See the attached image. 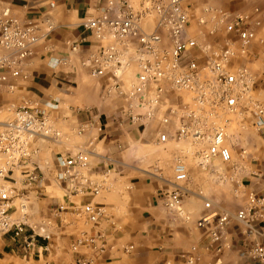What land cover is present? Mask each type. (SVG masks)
<instances>
[{"label":"built area","instance_id":"1","mask_svg":"<svg viewBox=\"0 0 264 264\" xmlns=\"http://www.w3.org/2000/svg\"><path fill=\"white\" fill-rule=\"evenodd\" d=\"M103 9L99 17L85 24L95 39L96 49L80 51L77 44L71 46L80 67L66 73L70 77L67 82L72 85V75L86 71L101 84L102 101L113 104L116 114L138 127L143 138L165 149L169 144L177 146L173 156V188L163 192L162 201L169 213L185 218L188 189L182 184L190 180L189 168L194 165L201 171H212L217 162L234 165L233 145H229L226 132L230 121L224 119L225 115L253 110V116L258 118L257 127L264 130V104L252 96L257 79L247 66L239 64L241 58L249 55L254 33L245 18L238 17L227 25V34L233 38L220 42L214 32L194 34L191 24L196 19L185 0H105ZM197 21L200 27L206 24L204 18ZM47 34L42 33L40 24L14 19L11 9L0 4V94L10 96L19 91L17 83L28 76L30 60ZM70 63L71 55L51 62L54 69ZM55 108L57 105H43L26 97L0 106V116H5L0 119V242L11 234L15 240L23 239L26 251H35V239L27 235L24 223L13 219L18 210L14 202L25 200L26 192L41 183L42 174L32 160L39 152L38 141H57L60 136L50 125V111ZM183 142L190 145L180 148ZM89 163L84 153L58 158V164L66 170L64 178L68 177L73 190L85 196L99 195L105 190L104 185L79 171ZM27 165L32 169L21 174L23 187L19 189L14 173ZM215 172L218 181L226 180L227 175ZM251 199L254 205L237 213L206 199L198 228L213 244L220 245L234 221L251 232L258 219L262 225L256 230L257 236L264 238V214L260 213L264 209V194ZM21 207L25 205L22 203ZM67 210V206L61 205L54 214L60 216ZM81 210L93 225L104 215L103 209L93 204L84 205ZM34 234L37 235L35 231ZM38 236L50 239V235ZM184 257L194 263V256ZM249 258L264 264V242L254 244ZM77 264L90 262L84 259Z\"/></svg>","mask_w":264,"mask_h":264},{"label":"crops","instance_id":"2","mask_svg":"<svg viewBox=\"0 0 264 264\" xmlns=\"http://www.w3.org/2000/svg\"><path fill=\"white\" fill-rule=\"evenodd\" d=\"M0 4L8 6L12 17L19 22L40 24L42 33L48 32L30 60L28 76L17 84L23 97L38 99L43 105H57L50 111L51 118L57 124L64 121L63 124L72 131L63 136L68 145L54 143L55 147L60 148L57 151L52 144V156L47 166L39 157L40 150L33 157L32 163L39 167V174H42L41 183L33 188L37 195L49 198L47 185L56 184L63 197L52 196L50 199L56 209L61 205L67 206L68 210L62 217L68 219L69 224L62 222V227L67 226L73 232L81 230L77 213L80 208L93 204L103 209L104 215L97 227L94 226L89 232L83 231V235L89 238L86 240L85 259L90 264H190L188 258L184 257L190 254L194 256L193 264H260L249 258L254 244L264 242L256 231L262 225L260 220L253 222L255 230L251 232L244 224L234 221L223 243L213 244L197 226L204 213V205L196 223L188 226L184 218L164 208L162 195L165 190L173 188L172 180L144 174L138 165H131L125 160L126 155L134 150L139 151L144 145L159 147L155 141L143 138L139 128L116 114V107L113 109L110 102L99 99L95 106H87V102L91 101L85 100L82 107L75 105L72 99L66 101L65 97L72 95L66 94L71 86L67 82L70 77L64 73L72 72L73 67H80L79 57L71 52V46L77 44L80 51L96 49L95 39L85 24L103 13L105 0H0ZM260 51L263 53L262 49ZM257 52L253 46L250 55L241 58V64L249 66L254 58H263ZM68 55H71L72 63L61 67L60 71L52 67L54 58ZM64 102L68 106L65 107ZM260 102L264 104V100ZM253 118L252 123L257 127L258 118ZM258 131L263 144L252 155V161L241 177L245 199L238 209L221 206L227 211L237 213L254 205L252 196L264 194V130L258 128ZM73 142L76 143L72 145ZM79 153L86 154L90 159L89 165L79 171L105 187L103 191L108 195L101 202L96 201L99 195L85 196L76 192L70 187L68 177L64 178L66 170L58 164L59 156L71 157ZM129 171L135 173V177H130L127 174ZM187 202L189 199L185 196L184 206ZM260 213L264 214V209ZM48 245L42 239L36 241L39 263L74 264L70 259L68 262L63 259L51 260L52 252ZM194 248L196 252H193ZM218 248H221L220 252Z\"/></svg>","mask_w":264,"mask_h":264},{"label":"rangeland","instance_id":"3","mask_svg":"<svg viewBox=\"0 0 264 264\" xmlns=\"http://www.w3.org/2000/svg\"><path fill=\"white\" fill-rule=\"evenodd\" d=\"M185 5L188 6L189 12L193 16L195 21L192 22V32L197 34L199 32L211 33L214 32L218 41L222 42L226 38H233V35L227 34V25L238 17L245 18L247 27L254 33V37L251 39L249 55L252 47H255V51L263 56V58H254V61L247 66L255 75L257 84L254 88L252 96L257 101L264 100V0H185ZM204 18L206 24L199 26L197 19ZM263 50V53L260 51ZM248 55V56H249ZM242 61V62H241ZM243 63V59H240L239 64L246 66ZM60 71L61 69H56ZM63 73V72H61ZM66 76V73H64ZM75 83L71 86L68 93L72 96H66L65 99H72L76 104L85 106L84 101L87 102V106H95L96 102H100L102 96V87L98 81L90 78L86 71L80 70L74 75ZM66 83V82H65ZM100 91V92H99ZM63 97V96H62ZM23 96L20 91L14 95L0 94V106L7 105L13 102L22 101ZM27 98V97H26ZM32 99V98H28ZM39 101L38 99H32ZM93 102V104H92ZM65 107L68 106L67 102H64ZM4 114L0 116V119H4ZM225 120L230 122L226 124V132L229 138V145H233L232 158L234 165L238 169L234 170V165H222L217 162L212 168V171H201L196 166L192 165L190 170V180L182 185L188 189L186 196L189 202L185 203L183 208V216L186 218L185 223L190 226L196 223L202 205H204L206 199L217 202L223 208L238 209L242 206L245 199L243 195L242 183H240L242 173L247 169L252 161V155L260 149L263 144V140L259 134L258 128L253 125V110L251 111H236L231 114H227L224 117ZM64 121L57 124L54 118H51L50 125L53 129L60 133L57 141H50L49 139H43L38 141L37 147L39 148L41 161L44 162V166L51 159V146L67 144L68 142L63 137L64 134L72 131L68 128ZM55 143V144H54ZM76 142H73L74 145ZM190 145L188 142L179 144L180 148H185ZM55 147V146H54ZM177 147L174 144L163 147L145 146L140 150H135L129 155L125 156V160L131 165H138L144 174L157 175L164 179H171V183L174 181V169H173V156ZM55 149L58 151L57 146ZM31 166L27 165L19 167L15 170L14 178L18 181L15 186L22 188L23 184L20 179L22 178L23 171L31 170ZM49 169V168H48ZM215 170L223 173L226 176L225 181H218ZM147 171L148 173H146ZM130 177H135V173L127 172ZM233 178L234 180H232ZM102 180V178H100ZM237 181L239 183H237ZM110 183V180L106 181ZM35 187V186H34ZM37 187V186H36ZM107 187L110 188L108 185ZM49 192V198L44 195L36 194L35 188L26 192L27 197L25 200H16L14 202L15 210L13 213V219L17 222H22L26 225L27 235L31 239H35V244L38 239H42L49 245V250L52 252V259L55 260H67L70 259L77 264L78 260H84L86 255V238L83 235V231L89 232L94 226L90 223L82 212L81 208L79 213L81 221V230L79 232H73L71 228L62 227V222L66 225L69 224V220L63 218L62 214L57 216L54 214L56 208L53 207L51 197L58 196L63 197V193L59 191V188L55 183L47 185ZM33 190V191H32ZM111 193V192H110ZM108 195L102 191L97 202H101L105 196ZM46 198V200H45ZM25 205V207H21ZM55 209V210H54ZM53 210V211H52ZM184 218V219H185ZM98 225V224H97ZM97 227V226H96ZM37 235L34 234V231ZM50 235L49 240H44L41 236ZM35 235V236H34ZM34 236V237H33ZM75 237L77 240L75 241ZM23 241V239H22ZM22 241L15 240L11 234L5 236L0 242V264H46L45 262H38L39 253L36 251H26ZM53 246L54 248H52ZM47 252V256H48ZM56 256V258H54ZM64 263V262H63ZM54 264V263H53ZM65 264V263H64Z\"/></svg>","mask_w":264,"mask_h":264}]
</instances>
